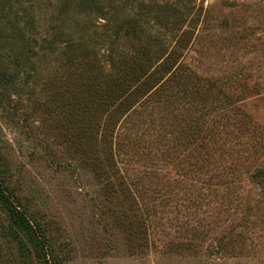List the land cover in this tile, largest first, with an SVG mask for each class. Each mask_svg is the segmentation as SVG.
I'll return each mask as SVG.
<instances>
[{
    "label": "rangeland",
    "instance_id": "374dc122",
    "mask_svg": "<svg viewBox=\"0 0 264 264\" xmlns=\"http://www.w3.org/2000/svg\"><path fill=\"white\" fill-rule=\"evenodd\" d=\"M44 2L35 11L42 26L44 19L55 13ZM190 2L188 21L177 30L182 42L187 43L186 48H179L183 60L201 76L225 82L235 97L246 94L237 104L259 126H264V0ZM33 4V0H0L6 24L22 27L27 8ZM77 10L60 14L59 28L66 37H87L90 33L92 18ZM137 10L141 14L139 25L145 32L168 36L163 28L148 23V8L140 6ZM121 14L130 15L127 2ZM96 22L101 23L102 19ZM11 37L2 41L8 49L19 44L12 33ZM33 62L36 71L29 73L28 82L8 102L0 104V162L8 169L7 180L17 194L48 227L57 264H264V244L248 247L251 231L241 227L258 216L264 221V186L250 183L245 168L263 169L264 153L251 166L246 160L237 159L238 187L233 189L232 198H215L212 189H206L197 177L188 174V143L176 147L173 141L174 147L165 143L158 147L151 142L148 148L141 143L138 154L132 156H136L135 160L128 164L124 155L128 151L122 147L114 153V164L111 161L103 169L94 167L88 162L92 159L83 152L91 143L100 156L99 147L105 145L97 139H90L83 147L74 143L79 136L75 119L87 130L92 127L95 137L99 130L101 134H116L129 112H114L116 109H107L108 106L89 110L53 106L55 99L48 106L55 96L49 80L60 84L55 67L42 58ZM241 86L248 90L245 92ZM140 101L141 97L135 99ZM137 103L132 108L138 107ZM111 144L115 147L114 139ZM169 151L176 154L174 158L165 153ZM151 152L161 153L159 158H149L153 164L140 162L145 160L142 155ZM142 170H150V181L139 177ZM164 172L169 175L163 179ZM136 179L152 190L148 196L140 191L143 188L135 183ZM192 197H199L201 208L191 206L186 213L179 211L180 204H188ZM0 220H4L2 213ZM192 227L198 228L199 235L186 244L185 235L190 236ZM220 240L233 250H217ZM188 245L195 246L196 252L185 249Z\"/></svg>",
    "mask_w": 264,
    "mask_h": 264
},
{
    "label": "trees",
    "instance_id": "16d2710c",
    "mask_svg": "<svg viewBox=\"0 0 264 264\" xmlns=\"http://www.w3.org/2000/svg\"><path fill=\"white\" fill-rule=\"evenodd\" d=\"M33 1L36 6L27 8L22 27L7 25L5 13L0 10V104L8 102L28 82L29 73L36 71L33 59H46L55 67L54 74L60 82L56 85L53 79L49 80L48 86L54 87L55 96L48 106H52L55 99L53 106H78L88 110L108 106L107 109H116L114 112L118 109L129 112L116 134H101L99 130L95 137L92 127L88 126L87 130L75 119L79 136L74 143L83 147L90 139H97L105 145L99 147L102 151L99 156L90 143L89 149L83 152L92 159H86L89 164L98 168L111 161L114 164V153H119L122 147L128 151L124 153L125 164H128L135 160L136 156H132L138 154L141 143H145L143 148H148L151 142L155 146L165 143L173 147V141L176 147L188 143L185 155L188 161L184 158L188 174L197 177L206 189H212L215 198L235 196L237 159H244L251 166L263 155L264 126H259L252 115L237 104L246 94L235 97L227 90L225 82L201 76L183 60L179 48H186L187 43L182 42V34L177 30L188 21L190 0H124V3L122 0H55L51 5V0H45L44 5L52 6L55 13L44 19L43 26L37 22L35 12L42 0ZM126 2L130 15L124 17L121 13ZM140 6L148 8V23L163 28L168 36L143 30L138 22ZM77 9L92 18L88 25L90 33L87 32V37L82 34L76 38L66 37L65 31L59 28L60 14ZM96 19L102 22L97 23ZM11 33L19 44L8 49L2 41L12 39ZM35 33H39V37ZM140 97L141 101L135 102ZM135 103L138 107L132 108ZM165 153L169 158L176 155L170 151ZM159 154L142 155L146 161L140 162L153 164L149 158H159ZM245 168L250 183L264 186V168ZM142 171L139 177L150 181V170ZM8 174V169L0 162V213L4 219L0 220V264H33V261L57 264L48 227L36 211H31L25 198L17 194L7 180ZM168 175L164 172L161 178ZM140 182L135 180L143 188L140 191L148 196L152 190ZM199 200L192 197L188 204H180L182 208L178 210L186 213L191 206L201 208ZM258 217L241 224L243 229L251 231L248 247L264 244V221ZM197 229L192 227L188 231L190 236L185 235L186 244L199 235ZM187 248L196 252L195 246ZM216 249L225 253L233 250L221 240L217 241Z\"/></svg>",
    "mask_w": 264,
    "mask_h": 264
}]
</instances>
